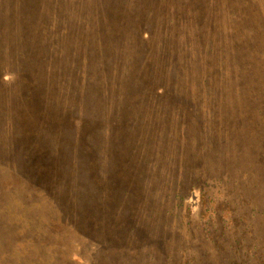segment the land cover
<instances>
[{
	"label": "rangeland",
	"instance_id": "rangeland-1",
	"mask_svg": "<svg viewBox=\"0 0 264 264\" xmlns=\"http://www.w3.org/2000/svg\"><path fill=\"white\" fill-rule=\"evenodd\" d=\"M58 1L59 4L54 2L52 4L56 5L51 6L56 9L70 6L68 12L71 14L74 13L72 8L80 9L82 18L76 30V33L80 31V43L90 38L83 27L90 23L93 27L97 22L101 25L102 17L107 15L101 7L98 10L99 5L89 7L94 2L106 7L105 0ZM11 4L16 5L15 0H0V8L5 11V17H0V55L4 52L3 43L8 46L26 37L23 32L30 31V21L22 22V11L16 9L7 15ZM122 4V0L117 2L113 9L127 10L124 14L129 15L131 1L123 7ZM28 13L27 8L25 14ZM46 15L53 33L54 22L49 12ZM61 15V12L54 15L56 23ZM218 30H222L221 25ZM46 42L50 48L47 59L53 60L60 45L55 37H48ZM66 54L62 48L58 55ZM13 60L15 63H11V67L0 61V75H4L0 94L3 96L22 93L24 86L22 82L19 84L18 72L26 70V80L30 79L32 64L24 57L17 56ZM72 69L78 85L60 86V96L54 94L49 99L51 105L45 99L47 108L66 126L69 124L67 117L76 122V127L97 122L111 125L110 130L102 129L97 134L96 151L92 150L93 165L90 157L87 168L80 170L83 181L78 182V186L85 190L92 183L94 186L93 200L97 210L93 213V229L89 232L86 223L92 209L86 210L89 214L80 212L75 216L78 196L65 192L57 194L62 188L60 182H48L42 186L46 190L40 191L37 185L28 187L30 174L25 175L21 169L19 177L12 169L17 159L7 156V152L12 150L13 138H6L5 133L14 121L15 113L10 112L16 111L18 104H15L17 100L11 99L14 101L8 104L4 99L5 106H0V111L7 114L0 113V153L4 152V158H0V182L7 190L5 199L1 200L0 215L9 227L0 240V264H258V255L243 254L254 246L262 253L258 260L263 263L264 161L259 158L264 157V152L254 153L253 149L250 152L251 138L262 139L258 129H253L249 123L244 131L249 138L244 136L246 142H242L238 123H224L222 110L220 120H212L205 116L204 105L177 106L154 97L148 101L144 113L140 107V114L132 116L102 104V94H94V89L85 85L93 81V86L100 89L99 79L108 80L98 75L96 67L84 73L83 66L77 67L75 63ZM55 82L50 76L51 91L56 89ZM158 93L166 97L170 94L162 90L152 94ZM173 93L176 94V90ZM146 94L147 90L140 93L141 98ZM23 101L28 107V101ZM191 110L195 118L198 114L195 120L200 126L218 124L220 128L223 124L225 128H235L230 135L233 136L230 137L232 144L224 147L225 144L211 145L204 140L200 132L188 126L187 115ZM247 113L245 106L243 112L240 111L241 117L245 118ZM70 127L75 134L76 127L72 124ZM14 134L12 130L10 136ZM69 137L66 134V138ZM91 144L93 146L94 141ZM17 155L24 157L27 153L20 151ZM63 160V168H69L71 160L75 166L69 152L63 151ZM66 171L75 173V169ZM204 227H209L215 235L209 232L205 240ZM244 230L251 234L244 235L245 241L237 245L241 252H232L231 244L235 240L232 237H241L239 234Z\"/></svg>",
	"mask_w": 264,
	"mask_h": 264
},
{
	"label": "trees",
	"instance_id": "trees-1",
	"mask_svg": "<svg viewBox=\"0 0 264 264\" xmlns=\"http://www.w3.org/2000/svg\"><path fill=\"white\" fill-rule=\"evenodd\" d=\"M119 1L105 0L106 7L100 2L89 5H99L98 10L101 7L107 15L102 17L101 25L97 22L93 27L91 23L83 27L86 30L84 33L90 38L80 43V31L76 33L82 18L80 9L72 8L74 13L71 14L68 12L70 6H58V9L51 6L56 5L52 4L54 2L59 4L58 0H15L16 5H10L7 15L16 9L22 11V22L30 21V31L23 32L26 37L8 46L3 43L4 52L0 55V61L10 67L17 56L24 57L32 64L29 80H26V70L18 72L19 84L22 82L24 86L22 93L11 97L0 94V106H5L4 99L8 104L17 100L15 104H18L16 111L10 112L17 117L14 116L12 127L8 125L5 133L6 138H13L12 150L7 152V156L17 159V165L11 168L19 177L22 170L25 175L30 174L28 187L37 185V190L45 191L46 187L42 186L48 182H60L62 188L57 190V194L65 192L78 196V213L75 216L80 215V212L89 214L86 210L92 209L90 216L86 217L89 232L93 229V213L97 210L93 200L94 186L92 183L87 190L78 186V182L83 181L80 170L87 168L90 157L93 165L92 150L96 151L97 134L102 129L110 130L111 125L97 122L76 127V122L67 117L69 124L66 126L56 119L55 112L47 108L45 100L48 99L51 105L52 100L49 99L54 94L60 96V86L67 88L69 85H78L72 69L75 63L77 67L83 66L84 73L96 67L98 75L108 78L99 79L102 83L100 89L93 86V81L85 84L94 89V94H102V104L126 111L132 116L140 114V107L144 113L151 97L177 106L190 105L193 108L192 105H204L207 112L205 116L212 120H220L222 110L224 123H238L242 142H246L244 131L252 123L253 129H258L262 139L257 141L256 137L251 138L250 152L252 149L254 153L264 152V0H130L132 9L129 15L124 14L127 10L113 9ZM122 2L123 7L129 0ZM73 4L76 2L73 1ZM27 8L29 13L25 14ZM47 12L54 22V36L48 26ZM59 12L62 15L56 18V23L54 15ZM4 13L1 7L0 17H5ZM218 24L222 26L221 31L218 30ZM48 37H55L60 45L56 47L58 51L53 60H48L46 56V53H50L46 42ZM62 48L67 51L66 55H58ZM92 65L95 67L90 69ZM9 71L12 72L11 69ZM50 76L57 83L53 91L48 85ZM3 78L4 75H0V82H4ZM140 87L144 89L136 90ZM145 90L147 94L141 98L140 93ZM159 90L170 94L167 97L159 93L152 94ZM256 92L261 94L256 95ZM23 100L28 101V107ZM245 106L248 109L245 116L247 122L240 114ZM88 108L93 110L91 106ZM174 111L184 114L178 109ZM0 113L7 114L6 111ZM187 116L190 121L188 126L200 132V136L208 140L209 144L222 143L224 147L232 144L230 137L233 136L230 135H233L235 128H225L223 124L220 128L218 124L200 126L195 120L198 114L195 118L192 110ZM70 123L76 127L75 134ZM209 123L212 125L210 119ZM12 130L15 134L10 136ZM66 134L70 137L66 138ZM93 141L94 145L91 146ZM20 151L26 152L27 156H18ZM63 151L72 154L75 166L71 160L69 168H63ZM2 157L4 152L0 153ZM259 161H264V157L259 158ZM70 169H75V173L65 172ZM4 185L0 182V206L7 190ZM8 227L9 223L0 215V240ZM203 229L207 240L209 232H212L209 227ZM250 234V231L244 230L239 238L230 236L235 239L231 244L232 252H241L237 245L245 241L244 235ZM243 254L258 255V259L262 257L256 246L249 247ZM258 259L256 261L261 263ZM261 264H264V259Z\"/></svg>",
	"mask_w": 264,
	"mask_h": 264
}]
</instances>
